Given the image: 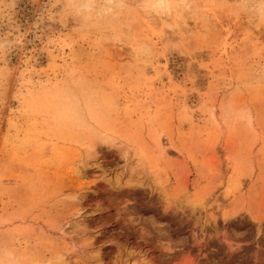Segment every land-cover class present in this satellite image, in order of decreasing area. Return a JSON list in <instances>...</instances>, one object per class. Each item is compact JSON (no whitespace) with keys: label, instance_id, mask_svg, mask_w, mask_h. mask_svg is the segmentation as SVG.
I'll return each instance as SVG.
<instances>
[{"label":"rangeland","instance_id":"374dc122","mask_svg":"<svg viewBox=\"0 0 264 264\" xmlns=\"http://www.w3.org/2000/svg\"><path fill=\"white\" fill-rule=\"evenodd\" d=\"M158 2L0 0V264H264V0Z\"/></svg>","mask_w":264,"mask_h":264},{"label":"clouds","instance_id":"9594fccd","mask_svg":"<svg viewBox=\"0 0 264 264\" xmlns=\"http://www.w3.org/2000/svg\"><path fill=\"white\" fill-rule=\"evenodd\" d=\"M161 4L169 0H159ZM182 5L177 4L180 8ZM66 10L78 19L79 25L90 29L94 25L103 23V17L112 16L116 12L128 8L127 0H65Z\"/></svg>","mask_w":264,"mask_h":264},{"label":"bare ground","instance_id":"6f19581e","mask_svg":"<svg viewBox=\"0 0 264 264\" xmlns=\"http://www.w3.org/2000/svg\"><path fill=\"white\" fill-rule=\"evenodd\" d=\"M154 6V5H153ZM155 7V9L157 10V11H159L161 8H162V4L160 3V2H158V3H156V5L154 6ZM169 5H166V3H165V9L166 10H169ZM163 9V8H162ZM177 20L179 21V24H180V22H182V18L179 16V17H177ZM184 20V19H183ZM71 93V92H70ZM68 91L66 92H64V94H63V96H64V101L67 103V105H68V108L70 109H77L79 106H78V100H76L77 98H75V96L73 95V93H71L70 94ZM76 94V93H75ZM73 95V96H72ZM73 115H74V117L76 118V120H78V121H82L81 119V116H80V113L79 112H77V111H74L73 110ZM108 141H112V142H116L117 141V139L116 138H113V139H109ZM136 157H137V159H138V163L139 164H143L146 160L145 159H147L146 158V156H145V154H144V152H142V151H139L138 153H136ZM145 160V161H144ZM145 166V165H144ZM158 181V180H157ZM160 185H161V183L160 182H158ZM162 186V185H161ZM163 189H166V188H164V186L162 187ZM162 189V190H163ZM199 206V205H198ZM76 257V256H75ZM53 264H68L67 263V261L65 260V259H59L58 261H56V262H54Z\"/></svg>","mask_w":264,"mask_h":264}]
</instances>
